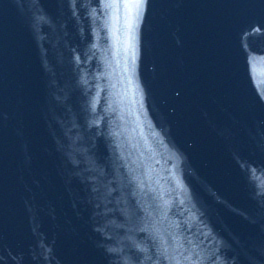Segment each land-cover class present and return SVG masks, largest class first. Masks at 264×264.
<instances>
[{"label":"water","instance_id":"obj_1","mask_svg":"<svg viewBox=\"0 0 264 264\" xmlns=\"http://www.w3.org/2000/svg\"><path fill=\"white\" fill-rule=\"evenodd\" d=\"M112 16L0 0V264H264V0Z\"/></svg>","mask_w":264,"mask_h":264},{"label":"snow or ice","instance_id":"obj_2","mask_svg":"<svg viewBox=\"0 0 264 264\" xmlns=\"http://www.w3.org/2000/svg\"><path fill=\"white\" fill-rule=\"evenodd\" d=\"M145 0H135L134 3L130 2V0H101L102 7L105 9H111L113 16L112 18L115 19V13L121 7L125 10L130 8H134L136 10L137 16H139L140 11L144 5ZM130 27V24H129ZM162 258L166 261V264H184V261H188V264H196L195 261H192L189 257H184L183 260L178 259L173 256L167 255V249L162 252Z\"/></svg>","mask_w":264,"mask_h":264}]
</instances>
